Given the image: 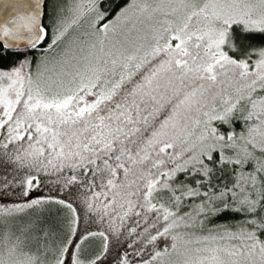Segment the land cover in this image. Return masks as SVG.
<instances>
[{"label": "snow or ice", "instance_id": "1", "mask_svg": "<svg viewBox=\"0 0 264 264\" xmlns=\"http://www.w3.org/2000/svg\"><path fill=\"white\" fill-rule=\"evenodd\" d=\"M0 264H264V0H0Z\"/></svg>", "mask_w": 264, "mask_h": 264}]
</instances>
